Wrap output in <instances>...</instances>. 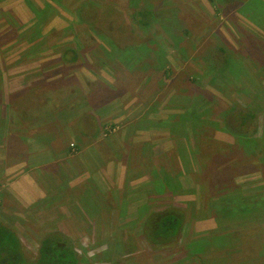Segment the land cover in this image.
I'll return each mask as SVG.
<instances>
[{
  "label": "rangeland",
  "instance_id": "374dc122",
  "mask_svg": "<svg viewBox=\"0 0 264 264\" xmlns=\"http://www.w3.org/2000/svg\"><path fill=\"white\" fill-rule=\"evenodd\" d=\"M232 2L0 0V217L27 258L61 232L85 264H264V174L252 156L264 157V0ZM84 6L101 10L97 26L81 22ZM135 9L154 12L151 27ZM214 48L244 71L208 74ZM70 49L77 60L64 63ZM38 86L56 95L26 104L48 129L8 107ZM236 106L259 111V141L224 152L216 143H237L217 124ZM81 117L94 136L83 137ZM168 208L184 227L173 248L155 251L142 226Z\"/></svg>",
  "mask_w": 264,
  "mask_h": 264
},
{
  "label": "trees",
  "instance_id": "16d2710c",
  "mask_svg": "<svg viewBox=\"0 0 264 264\" xmlns=\"http://www.w3.org/2000/svg\"><path fill=\"white\" fill-rule=\"evenodd\" d=\"M222 3L227 0H220ZM238 0H233L235 4ZM235 2V3H234ZM48 8L49 5L45 4ZM92 11V10H91ZM95 9L91 14L86 12V6L82 8L80 12V20L82 23L89 26H97L99 19L102 14ZM133 20L143 28L151 27L153 21L155 20L154 12L149 9H135L132 13ZM101 21V20H100ZM95 28V27H94ZM96 29V28H95ZM97 30V29H96ZM97 32H100L97 30ZM102 34V33H101ZM103 37V34H102ZM73 53L71 59L66 58V52L62 55V61L68 63L71 60H77V53L75 50L68 51ZM204 64L207 67L208 74H214L222 76L224 78H232L234 70L244 71L243 63L238 57L229 55L223 48H214L211 52L205 56ZM212 76V75H210ZM213 80H216L214 76ZM45 86L34 87L31 90L18 91L13 96H11V101L8 107L13 109L16 116H20L22 123L32 124V126H39L41 128L48 129L51 127V123H41V118H33L30 116L31 111L34 110L33 107L27 106L26 102L29 100H35L33 105H39L38 107H45L47 96L45 99ZM56 95L50 91L46 95ZM44 98V99H43ZM259 102L263 104V111L261 119L264 122V94L257 97ZM41 105V106H40ZM13 113L9 118V121L13 118ZM86 118L80 120L79 126L82 132H85L83 136L90 137L93 135V130L90 123L86 122ZM259 111L254 106L242 107L236 106L232 108H227L224 110L221 120L217 125H223V131L227 132L231 137H233L237 144L227 146L221 143H216L219 148L224 152L231 149H235L240 145H249L247 148L256 147L258 138L256 137L259 130ZM13 122H10V124ZM185 124V123H183ZM88 134V135H86ZM260 145V144H259ZM206 147H211L212 145H204ZM216 145L211 147V152H215ZM246 148V146H244ZM74 149L73 146L70 150ZM216 158L222 157L219 153ZM257 152V149L255 150ZM203 152V148L201 153ZM247 154L246 152L244 153ZM253 159L257 161L259 159L262 161L263 174H264V157L259 158L256 155H252ZM231 169L227 168L226 173H211V181L222 182L225 177L230 176ZM222 176V177H220ZM257 209L255 210V212ZM245 212V211H243ZM185 214L178 209L168 208L161 212H153L148 216L142 226V238L148 243L149 247L155 251H163L173 248L178 240L180 233L184 227ZM223 231V230H222ZM241 252V250H240ZM238 253V250H233L232 254ZM86 258L80 256L74 247L71 239L61 232H51L44 235L40 242L38 248L37 257L34 260L27 258L24 252L22 242L12 228V226L0 217V264H85Z\"/></svg>",
  "mask_w": 264,
  "mask_h": 264
},
{
  "label": "crops",
  "instance_id": "0c3cea01",
  "mask_svg": "<svg viewBox=\"0 0 264 264\" xmlns=\"http://www.w3.org/2000/svg\"><path fill=\"white\" fill-rule=\"evenodd\" d=\"M81 92H82V90H81ZM82 95L84 96L85 95V92H82ZM80 98H81V96H80ZM85 112H83V111H81V113L79 114V115H81V114H84ZM88 113V112H87ZM82 118V117H81ZM95 124V123H94ZM78 126H79V124H78ZM95 126L96 125H94V129H95ZM80 127V126H79ZM94 129L92 128V130L94 131ZM84 135V134H83ZM86 135H88V134H86ZM83 137H85V136H83ZM88 137H90L89 135H88ZM89 139V138H88ZM34 180H32V181H30L29 183H28V185H30V186H32L33 187V184L36 186V184L33 182ZM96 185V184H95ZM16 187H18V190L19 191H21V193H20V195H22V194H26V191L21 187V185H17ZM34 188V190H36V192H39L40 190L39 189H37V188H35V187H33ZM33 188H32V193H33ZM100 189V188H99ZM102 191H105V189L104 190H102ZM30 198V197H29ZM105 200H106V202H108V200L105 198Z\"/></svg>",
  "mask_w": 264,
  "mask_h": 264
}]
</instances>
